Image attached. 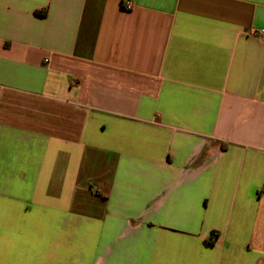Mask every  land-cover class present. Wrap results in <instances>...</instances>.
Instances as JSON below:
<instances>
[{
  "label": "crops",
  "instance_id": "0c3cea01",
  "mask_svg": "<svg viewBox=\"0 0 264 264\" xmlns=\"http://www.w3.org/2000/svg\"><path fill=\"white\" fill-rule=\"evenodd\" d=\"M261 28L264 0H0V264H264Z\"/></svg>",
  "mask_w": 264,
  "mask_h": 264
},
{
  "label": "built area",
  "instance_id": "2783aa9c",
  "mask_svg": "<svg viewBox=\"0 0 264 264\" xmlns=\"http://www.w3.org/2000/svg\"><path fill=\"white\" fill-rule=\"evenodd\" d=\"M124 8H130L131 7V3L130 1H126L125 5L123 6ZM250 34L254 37L259 38L260 40L264 41V28L261 29H251L250 30Z\"/></svg>",
  "mask_w": 264,
  "mask_h": 264
}]
</instances>
